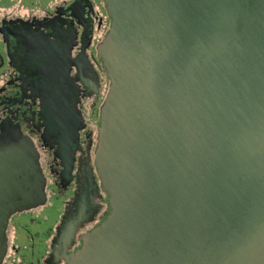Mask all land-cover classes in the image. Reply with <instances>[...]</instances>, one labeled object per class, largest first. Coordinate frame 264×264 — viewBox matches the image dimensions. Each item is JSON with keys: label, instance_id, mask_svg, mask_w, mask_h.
Wrapping results in <instances>:
<instances>
[{"label": "water", "instance_id": "95a60500", "mask_svg": "<svg viewBox=\"0 0 264 264\" xmlns=\"http://www.w3.org/2000/svg\"><path fill=\"white\" fill-rule=\"evenodd\" d=\"M103 2L94 162L110 209L65 264H264V0ZM62 56L28 59L42 110L81 118ZM44 189L32 141L1 126L0 264L9 217Z\"/></svg>", "mask_w": 264, "mask_h": 264}, {"label": "flooded vegetation", "instance_id": "af4514ba", "mask_svg": "<svg viewBox=\"0 0 264 264\" xmlns=\"http://www.w3.org/2000/svg\"><path fill=\"white\" fill-rule=\"evenodd\" d=\"M109 24L103 0H0V132L16 128L32 141L46 194L43 204L9 217L1 264H65L108 214L94 154L109 87L96 46ZM48 50L67 53L61 62L75 78L81 118L43 113L46 84L28 59Z\"/></svg>", "mask_w": 264, "mask_h": 264}]
</instances>
